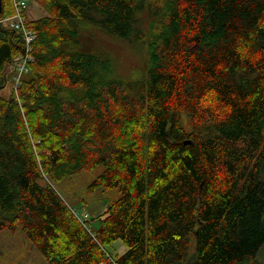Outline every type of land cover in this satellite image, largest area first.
<instances>
[{"label":"trees","instance_id":"16d2710c","mask_svg":"<svg viewBox=\"0 0 264 264\" xmlns=\"http://www.w3.org/2000/svg\"><path fill=\"white\" fill-rule=\"evenodd\" d=\"M37 1L19 98L23 36L0 29V231L49 264H111L119 239L117 264H264V0ZM92 28L146 43L147 74L77 50ZM99 164L90 189L121 196L82 222L58 184Z\"/></svg>","mask_w":264,"mask_h":264},{"label":"rangeland","instance_id":"374dc122","mask_svg":"<svg viewBox=\"0 0 264 264\" xmlns=\"http://www.w3.org/2000/svg\"><path fill=\"white\" fill-rule=\"evenodd\" d=\"M145 12L148 13V11L141 13L143 17H147ZM46 13L47 11L37 0L32 2L27 12L30 18ZM80 39L81 43L76 47L77 50L97 52L105 49L111 54L116 76L125 80H137L147 74L149 55L146 43L117 37L103 29L93 28L81 31ZM14 75L13 71L4 93L6 95L12 93L19 98V91L13 83ZM104 167L103 164H99L94 169L74 174L58 184L59 189L70 202L73 213L74 211L88 212L91 216L97 217L109 207L112 201L121 196L119 187L106 190L90 189L91 183L104 170ZM93 224L98 227L99 221L96 219ZM0 249L2 250L0 264H49L45 255L35 247L32 240L22 230L10 232L6 228L0 231ZM127 249L128 245L122 239L108 246V250L113 256L123 254ZM259 257L264 262V255Z\"/></svg>","mask_w":264,"mask_h":264},{"label":"built area","instance_id":"2783aa9c","mask_svg":"<svg viewBox=\"0 0 264 264\" xmlns=\"http://www.w3.org/2000/svg\"><path fill=\"white\" fill-rule=\"evenodd\" d=\"M34 0H13L15 12L12 15L0 16V29L3 26H8L23 36V52L18 57L13 77L14 87L19 91L20 85L26 74L29 73L32 63L35 62V42L37 40V32L31 26V23L26 15V12L30 8ZM74 214L82 222H86L90 218V213L74 211ZM88 230L90 227L87 226ZM105 256L108 262L111 264H117L114 256L105 249Z\"/></svg>","mask_w":264,"mask_h":264},{"label":"water","instance_id":"95a60500","mask_svg":"<svg viewBox=\"0 0 264 264\" xmlns=\"http://www.w3.org/2000/svg\"><path fill=\"white\" fill-rule=\"evenodd\" d=\"M185 142L189 143V142H192V140H186Z\"/></svg>","mask_w":264,"mask_h":264},{"label":"bare ground","instance_id":"6f19581e","mask_svg":"<svg viewBox=\"0 0 264 264\" xmlns=\"http://www.w3.org/2000/svg\"><path fill=\"white\" fill-rule=\"evenodd\" d=\"M12 29V28H11Z\"/></svg>","mask_w":264,"mask_h":264}]
</instances>
